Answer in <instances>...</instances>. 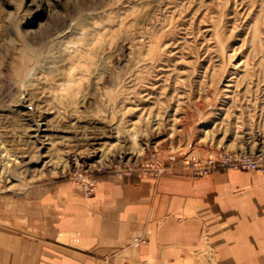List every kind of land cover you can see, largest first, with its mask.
<instances>
[{"label": "rangeland", "instance_id": "obj_1", "mask_svg": "<svg viewBox=\"0 0 264 264\" xmlns=\"http://www.w3.org/2000/svg\"><path fill=\"white\" fill-rule=\"evenodd\" d=\"M230 152L264 157V0H0V197Z\"/></svg>", "mask_w": 264, "mask_h": 264}, {"label": "crops", "instance_id": "obj_2", "mask_svg": "<svg viewBox=\"0 0 264 264\" xmlns=\"http://www.w3.org/2000/svg\"><path fill=\"white\" fill-rule=\"evenodd\" d=\"M0 264H264V173L106 175L0 197Z\"/></svg>", "mask_w": 264, "mask_h": 264}, {"label": "built area", "instance_id": "obj_3", "mask_svg": "<svg viewBox=\"0 0 264 264\" xmlns=\"http://www.w3.org/2000/svg\"><path fill=\"white\" fill-rule=\"evenodd\" d=\"M193 164V170H195L200 176L209 175L218 168H235L244 171L255 170L264 172V157L256 158L248 153L239 154L230 152V154H223L222 158L216 161L213 159H209L208 161H205L202 164L198 162L191 163V161L188 160L186 163V167L190 168V166ZM146 168L147 169L144 171V173L139 174L140 178L145 177L156 179L164 175V173L166 172L165 168H163L160 163H149L146 165ZM132 171L133 170H130V172H123L119 170L118 172L119 176H128L133 173ZM83 184L85 186L86 192L91 194L94 192L97 186V180H90V178L86 176L83 178Z\"/></svg>", "mask_w": 264, "mask_h": 264}, {"label": "bare ground", "instance_id": "obj_4", "mask_svg": "<svg viewBox=\"0 0 264 264\" xmlns=\"http://www.w3.org/2000/svg\"><path fill=\"white\" fill-rule=\"evenodd\" d=\"M36 129H34V137H37L38 138V141L40 142V143H42L43 144V146H41V150L42 149H48L46 146H44L45 144H49V143H46L44 140H41L42 139V137H44V138H46L45 137V135L47 136L48 134H45L46 133V131H48L50 128H46V127H44V125L43 124H41V125H37V127H35ZM116 128V127H115ZM115 128H109L108 130H107V134H106V132L104 133V134H100V136H97L95 139H93V142H91V144H90V146H88L89 148H88V150H89V152L91 153V155H92V157L93 158H95V157H98L99 156V154L101 153L102 155L104 154V150H103V145H101L103 142H102V139H104L105 137H107V138H114V137H117L118 135H114V133H115ZM47 141V140H46ZM123 141V140H122ZM105 143V142H104ZM127 143V142H126ZM119 145V144H118ZM125 147V146H124ZM123 146L122 147H120V150H122V152L124 153H126V154H128L129 155V152H131L130 151V149L128 150V151H126L127 149H126V147L124 148ZM122 148V149H121ZM45 149V150H46ZM252 149V148H251ZM71 150V149H70ZM48 151H49V149H48ZM83 152V150H80V149H75V150H71V151H69V155H71L72 153L74 154V155H76V154H79V153H82ZM106 154V153H105ZM38 157H40L39 155H38ZM42 158L41 159H39V162H37V164H41L43 161H44V158H46L47 156H46V154L44 153H42V156H41ZM102 157V156H101ZM47 159V158H46ZM51 159V158H50ZM33 162V161H32ZM31 162V163H32ZM99 162H100V160H99Z\"/></svg>", "mask_w": 264, "mask_h": 264}]
</instances>
